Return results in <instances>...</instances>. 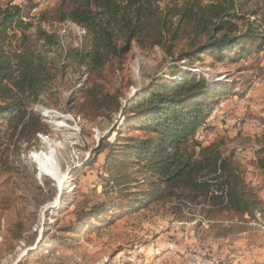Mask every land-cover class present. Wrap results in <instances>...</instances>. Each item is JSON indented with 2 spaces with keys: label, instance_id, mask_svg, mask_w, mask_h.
Listing matches in <instances>:
<instances>
[{
  "label": "rangeland",
  "instance_id": "obj_1",
  "mask_svg": "<svg viewBox=\"0 0 264 264\" xmlns=\"http://www.w3.org/2000/svg\"><path fill=\"white\" fill-rule=\"evenodd\" d=\"M31 1L36 25L56 35V43L43 48L45 54L59 68L69 65L57 71L55 81L31 105L41 114L44 129L31 142H21L19 148L12 145L0 157V264H26L31 249L27 264H264V213L234 216L185 198L153 200L131 214L121 208L107 215L110 222L101 223L104 215H100L78 233L57 229L73 224L79 210L117 196L110 177L118 176L119 169L106 168V151L95 154V149L121 114L108 111V116L86 117L77 109L71 97L85 81L86 68L64 58L85 31L72 22L51 19L50 11L60 0ZM242 1L240 30L253 22L264 31V0ZM8 2L28 4L0 0ZM260 44L249 43L248 55L222 62L206 54L202 60L174 61L159 47L143 52L135 46L121 69L106 71V88L117 92L125 106L155 78L170 77L173 65L181 66L178 75L190 73L224 86L226 93L195 135L197 150L214 145L226 154L233 152L246 169L247 181L264 199V171L257 166L264 148V45ZM48 141L57 147L56 160L65 174L62 182L42 172L32 157L34 152H47ZM141 188L151 186L142 183ZM89 225L96 227L88 229ZM58 236H65L71 245L60 243Z\"/></svg>",
  "mask_w": 264,
  "mask_h": 264
},
{
  "label": "trees",
  "instance_id": "obj_2",
  "mask_svg": "<svg viewBox=\"0 0 264 264\" xmlns=\"http://www.w3.org/2000/svg\"><path fill=\"white\" fill-rule=\"evenodd\" d=\"M27 1L0 4V157L44 129L41 114L31 105L55 81L57 71L69 65L59 68L48 59L43 48L56 43V35L36 25L31 16L35 5ZM243 6L242 0H60L50 11L53 21L72 22L85 31L64 58L86 68L85 81L71 97L77 109L86 117L121 114L95 149V154L106 151V168L119 169L118 176L110 177L117 196L79 210L73 224L58 230L78 233L100 215V222L108 223L112 217L107 215L115 210L131 214L164 198L203 202L234 216L264 213V199L233 152L214 145L197 150L195 135L226 93L224 86L190 73L178 75L181 66L173 65L170 77L155 78L123 106L104 80L108 69L122 68L135 46L143 52L159 47L174 61L202 60L206 54L222 62L248 55L247 44L264 45V31L253 22L240 30ZM257 166L264 171V148ZM142 183L151 188L142 189ZM58 240L72 243L65 236ZM33 253H26V264Z\"/></svg>",
  "mask_w": 264,
  "mask_h": 264
},
{
  "label": "bare ground",
  "instance_id": "obj_3",
  "mask_svg": "<svg viewBox=\"0 0 264 264\" xmlns=\"http://www.w3.org/2000/svg\"><path fill=\"white\" fill-rule=\"evenodd\" d=\"M48 145L49 150L47 152H34L32 157L39 164L42 172L50 175L58 182H62L65 178V174L61 170L60 166L58 165V161L56 160L55 149L57 147L55 148L52 142L49 141Z\"/></svg>",
  "mask_w": 264,
  "mask_h": 264
},
{
  "label": "water",
  "instance_id": "obj_4",
  "mask_svg": "<svg viewBox=\"0 0 264 264\" xmlns=\"http://www.w3.org/2000/svg\"><path fill=\"white\" fill-rule=\"evenodd\" d=\"M27 252H28V250H27Z\"/></svg>",
  "mask_w": 264,
  "mask_h": 264
}]
</instances>
